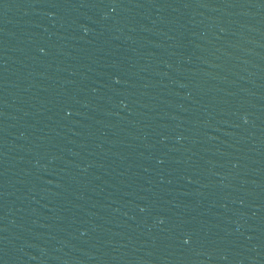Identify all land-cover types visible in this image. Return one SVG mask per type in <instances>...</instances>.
Returning a JSON list of instances; mask_svg holds the SVG:
<instances>
[{
	"label": "water",
	"instance_id": "water-1",
	"mask_svg": "<svg viewBox=\"0 0 264 264\" xmlns=\"http://www.w3.org/2000/svg\"><path fill=\"white\" fill-rule=\"evenodd\" d=\"M0 264H264V0H0Z\"/></svg>",
	"mask_w": 264,
	"mask_h": 264
}]
</instances>
